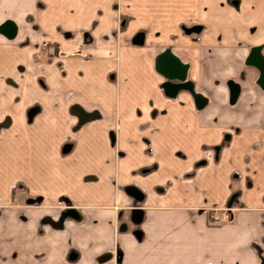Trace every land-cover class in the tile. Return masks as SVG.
Here are the masks:
<instances>
[{"label":"crops","instance_id":"0c3cea01","mask_svg":"<svg viewBox=\"0 0 264 264\" xmlns=\"http://www.w3.org/2000/svg\"><path fill=\"white\" fill-rule=\"evenodd\" d=\"M5 20L0 264H261L264 95L243 59L264 0H0ZM165 48L201 109L161 89Z\"/></svg>","mask_w":264,"mask_h":264},{"label":"water","instance_id":"95a60500","mask_svg":"<svg viewBox=\"0 0 264 264\" xmlns=\"http://www.w3.org/2000/svg\"><path fill=\"white\" fill-rule=\"evenodd\" d=\"M15 32L16 25L13 21L5 20L0 23V34L4 37L11 39ZM140 41L141 37L138 36L133 39L134 43H140ZM244 62L258 69L259 75L256 84L264 91V57L259 53V47L251 48ZM154 70L163 78L160 87L167 97L173 98L179 91L184 90L190 94L196 109H201L205 105L206 98L195 93L191 81L186 78L187 65L182 63L169 49H164L156 56ZM230 93L233 94L232 91ZM124 191L136 201L142 199L143 194L135 186L128 185ZM141 216V209L133 208L130 211L129 219L133 224H137L140 222ZM261 264H264V259Z\"/></svg>","mask_w":264,"mask_h":264},{"label":"flooded vegetation","instance_id":"af4514ba","mask_svg":"<svg viewBox=\"0 0 264 264\" xmlns=\"http://www.w3.org/2000/svg\"><path fill=\"white\" fill-rule=\"evenodd\" d=\"M233 1V3H236V0H232ZM237 7V6H236ZM195 26H197V25H193V27H189L190 28V31H195L196 29H197V27H195ZM253 47H259V53L261 54V56H263L264 57V45L262 44V43H259V44H255V45H252V46H249V47H247V53H246V55H245V57H244V59H243V66L246 68V70H248L250 73H251V75L253 76V83H254V85L263 93V95H264V91L256 84V79L258 78V75H259V71H258V69L255 67V66H253V65H247V64H245V58L247 57V55H248V53H249V51H250V49L251 48H253ZM166 49V48H165ZM167 49H169V48H167ZM164 50V49H163ZM162 50V51H163ZM170 50V49H169ZM171 51V50H170ZM172 52V51H171ZM241 76V78H243L244 77V75L242 74V75H240ZM162 81H163V78H162ZM228 83V87H229V89H230V91H232V93H233V95H235V93L237 92V90H238V85L235 83V82H233L232 80H230V81H228L227 82ZM192 87H193V84H192ZM194 90V89H193ZM181 91H184V90H181ZM180 92V91H179ZM195 92V91H194ZM206 104V103H205Z\"/></svg>","mask_w":264,"mask_h":264},{"label":"rangeland","instance_id":"374dc122","mask_svg":"<svg viewBox=\"0 0 264 264\" xmlns=\"http://www.w3.org/2000/svg\"><path fill=\"white\" fill-rule=\"evenodd\" d=\"M36 1L39 2V0H36ZM5 14H6V17L9 16L7 13H5ZM4 16H5V15H4ZM10 16H13V15H10ZM14 17H15V18H18V19L21 21L20 23H22V16H20V15H18V14H15ZM27 17H28V16H27ZM27 17L25 16L24 18H27ZM24 20H25V19H24ZM34 25H35V24H34ZM35 26H36V25H35ZM47 45H49V44L47 43ZM44 47H45V46H43V47L41 48L42 51H45V49H47V50L49 49V52L51 51V47H47V46H46L45 48H44ZM45 52H46V51H45ZM127 186H128V185H127ZM135 201H136V200H135ZM137 202H138V201H137ZM133 208H135V207H132V208H131V207H130V208L127 207V208L125 209V212H124V213H125V217H126V219H125V223H126L127 225H130V219H129V216H130V211H131V209H133ZM212 217H213V214H212ZM212 217H211V219H213Z\"/></svg>","mask_w":264,"mask_h":264},{"label":"built area","instance_id":"2783aa9c","mask_svg":"<svg viewBox=\"0 0 264 264\" xmlns=\"http://www.w3.org/2000/svg\"><path fill=\"white\" fill-rule=\"evenodd\" d=\"M213 219L216 220L217 219L216 216H213Z\"/></svg>","mask_w":264,"mask_h":264},{"label":"trees","instance_id":"16d2710c","mask_svg":"<svg viewBox=\"0 0 264 264\" xmlns=\"http://www.w3.org/2000/svg\"><path fill=\"white\" fill-rule=\"evenodd\" d=\"M38 200V199H37ZM263 259V258H262Z\"/></svg>","mask_w":264,"mask_h":264}]
</instances>
